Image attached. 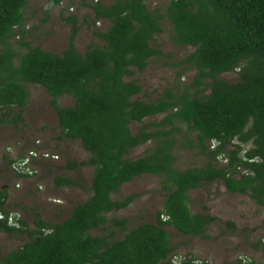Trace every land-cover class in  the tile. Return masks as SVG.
<instances>
[{
    "label": "trees",
    "instance_id": "1",
    "mask_svg": "<svg viewBox=\"0 0 264 264\" xmlns=\"http://www.w3.org/2000/svg\"><path fill=\"white\" fill-rule=\"evenodd\" d=\"M91 1L83 4L93 24L107 23L94 32L99 43L80 52L75 38L81 26L69 15L63 17L70 26L68 46L54 53L25 40L29 0H0V126L25 127L28 87H39L51 98L56 141L78 142L88 153L86 161L66 163L76 177H54L55 187L77 188L87 199L59 223L37 211L31 224L0 220V234L26 238L0 254V264H202L189 254H173L167 229L206 240L216 218L193 213L189 193L213 184L263 209L264 231V0H167L162 9H148L149 0ZM59 5L47 0L46 12ZM164 23L171 27L170 43L190 49L178 61L153 45ZM153 62L179 71L173 86L149 100L133 77ZM184 72L195 73L188 84L178 82ZM227 74L236 78L227 81ZM65 97L71 106H61ZM134 125L140 128L133 133ZM148 143L143 155L131 157ZM177 148L194 152L202 164L178 168ZM3 160L9 167L16 162L8 155ZM42 163L33 162L38 170ZM82 167L92 169L89 180L78 174ZM146 175L159 180L163 193L154 222L128 227L126 219L109 220L136 198L113 196ZM8 202L0 184V213L6 218L17 214L8 211ZM226 226L236 230L233 223ZM255 248L264 264V243L259 240Z\"/></svg>",
    "mask_w": 264,
    "mask_h": 264
},
{
    "label": "rangeland",
    "instance_id": "2",
    "mask_svg": "<svg viewBox=\"0 0 264 264\" xmlns=\"http://www.w3.org/2000/svg\"><path fill=\"white\" fill-rule=\"evenodd\" d=\"M83 2L92 3L91 0H60L59 6L46 12L47 0H29L24 11L26 22L23 30L27 32L25 40L32 46L60 53L67 48L70 36V26L65 25L63 17L74 15L81 26L75 38L76 48L83 52L89 44L99 43L94 37V32L105 30L107 23L93 24L92 13ZM166 3L167 0H149L146 5L148 9H162ZM170 28L167 23H164L163 33L155 37L153 45L160 47L164 53H170L176 57L175 61H178L190 49L176 48L170 43ZM178 71L176 67L153 62L144 71L137 72L133 79L142 86L143 98L153 100L177 82ZM194 75V72H184L183 78H180L178 82L188 84ZM223 77L227 81H233L236 78L234 74ZM28 88L30 99L24 114L26 126L17 130L5 125L0 126V184L3 189L8 190V211L18 212L21 220L31 224L33 215L37 211L45 221L59 223L69 216L75 206L87 199V194L73 187H55L54 177H76L74 172L65 169L66 163L69 160L86 161L88 153L78 142L56 141L57 120L50 106L51 98L44 89L34 86ZM60 104L63 107L71 106L73 101L65 97L61 99ZM152 121L154 119H148L147 123ZM139 128L140 125H134L131 130L134 133ZM36 140H40L46 150L58 154L59 160L43 162L40 165L39 174L34 179L15 177L6 160H3V156L8 155L14 158L23 154L26 149H33ZM149 146L148 143L135 149L131 157L143 155ZM174 155L177 157L176 166L182 170L202 164L201 158L195 157L192 151L177 148ZM77 171L86 180L90 179L91 168L82 167ZM17 183L20 184L18 188L15 187ZM132 194L136 195L133 203L126 209L111 213L108 219H126L128 227L144 222L153 223L155 214L163 202L159 180L151 175L135 179L123 185L120 193L113 198L122 200ZM189 207L193 213L206 212L215 217L216 221L209 227L206 240L181 236L175 230L167 229L171 236L173 254L180 256L189 254L202 264H232L237 260L253 264L261 263L260 253L255 246L259 240L264 243L263 209L255 206L247 196L231 195L222 185L213 184L204 189L191 191ZM226 223H233L236 230L231 231ZM25 242L26 238L1 233L0 254L14 251Z\"/></svg>",
    "mask_w": 264,
    "mask_h": 264
},
{
    "label": "built area",
    "instance_id": "3",
    "mask_svg": "<svg viewBox=\"0 0 264 264\" xmlns=\"http://www.w3.org/2000/svg\"><path fill=\"white\" fill-rule=\"evenodd\" d=\"M41 144L39 140H36L33 144V149L26 150L20 159H17L14 155L16 162L11 165V171L16 174L26 175L28 178H34L39 174V170L33 162H57L59 160L58 154L42 149ZM15 187L18 188L19 184L17 183ZM38 189H41V187H38ZM20 218L21 215L18 212L17 214H10L7 218L0 213V220L7 221L9 226H18L17 220Z\"/></svg>",
    "mask_w": 264,
    "mask_h": 264
},
{
    "label": "clouds",
    "instance_id": "4",
    "mask_svg": "<svg viewBox=\"0 0 264 264\" xmlns=\"http://www.w3.org/2000/svg\"><path fill=\"white\" fill-rule=\"evenodd\" d=\"M40 141V140H39ZM42 147H43V144H42ZM27 150V149H26ZM48 151V150H47ZM50 152V151H49ZM35 178V177H34Z\"/></svg>",
    "mask_w": 264,
    "mask_h": 264
},
{
    "label": "crops",
    "instance_id": "5",
    "mask_svg": "<svg viewBox=\"0 0 264 264\" xmlns=\"http://www.w3.org/2000/svg\"><path fill=\"white\" fill-rule=\"evenodd\" d=\"M21 152V151H20ZM32 179H34V178H32ZM19 184V183H18ZM20 185V184H19Z\"/></svg>",
    "mask_w": 264,
    "mask_h": 264
}]
</instances>
